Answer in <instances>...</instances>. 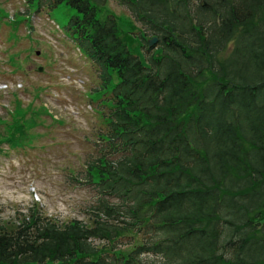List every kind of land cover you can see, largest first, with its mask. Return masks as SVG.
Wrapping results in <instances>:
<instances>
[{
  "label": "trees",
  "instance_id": "obj_1",
  "mask_svg": "<svg viewBox=\"0 0 264 264\" xmlns=\"http://www.w3.org/2000/svg\"><path fill=\"white\" fill-rule=\"evenodd\" d=\"M106 1L35 6L72 11L97 74L96 201L87 221L0 223V264H264V0H118L127 29Z\"/></svg>",
  "mask_w": 264,
  "mask_h": 264
},
{
  "label": "rangeland",
  "instance_id": "obj_2",
  "mask_svg": "<svg viewBox=\"0 0 264 264\" xmlns=\"http://www.w3.org/2000/svg\"><path fill=\"white\" fill-rule=\"evenodd\" d=\"M33 1L0 0V223L5 226L17 225L32 209L59 224L87 221L96 192L85 184V168L104 153L100 135L107 132L93 110L106 112L105 107L86 96L99 84L96 71L57 33L64 32L72 11L43 7L34 15ZM105 9L128 28L130 12L118 0H107ZM135 26V33L142 29ZM18 125L24 131L20 138Z\"/></svg>",
  "mask_w": 264,
  "mask_h": 264
},
{
  "label": "water",
  "instance_id": "obj_3",
  "mask_svg": "<svg viewBox=\"0 0 264 264\" xmlns=\"http://www.w3.org/2000/svg\"><path fill=\"white\" fill-rule=\"evenodd\" d=\"M156 38H152L149 42H148V45L149 46H152V45H154L155 43H156Z\"/></svg>",
  "mask_w": 264,
  "mask_h": 264
}]
</instances>
